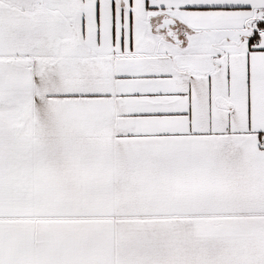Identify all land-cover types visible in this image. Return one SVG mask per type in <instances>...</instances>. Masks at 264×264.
<instances>
[{"label": "snow or ice", "instance_id": "6c2138e0", "mask_svg": "<svg viewBox=\"0 0 264 264\" xmlns=\"http://www.w3.org/2000/svg\"><path fill=\"white\" fill-rule=\"evenodd\" d=\"M0 264H264V0H0Z\"/></svg>", "mask_w": 264, "mask_h": 264}]
</instances>
